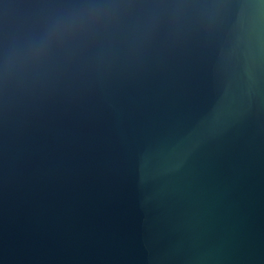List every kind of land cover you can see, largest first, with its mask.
<instances>
[{
  "label": "water",
  "instance_id": "95a60500",
  "mask_svg": "<svg viewBox=\"0 0 264 264\" xmlns=\"http://www.w3.org/2000/svg\"><path fill=\"white\" fill-rule=\"evenodd\" d=\"M0 264H264V0H0Z\"/></svg>",
  "mask_w": 264,
  "mask_h": 264
},
{
  "label": "clouds",
  "instance_id": "9594fccd",
  "mask_svg": "<svg viewBox=\"0 0 264 264\" xmlns=\"http://www.w3.org/2000/svg\"><path fill=\"white\" fill-rule=\"evenodd\" d=\"M84 7L89 12H98L102 10L101 6L97 4H88V5H85ZM57 27H58V22H53L49 26V28L46 29L45 32L41 34V36L39 37L36 43L39 44L40 46H43L47 42V39L49 35L51 34V32L56 30Z\"/></svg>",
  "mask_w": 264,
  "mask_h": 264
}]
</instances>
